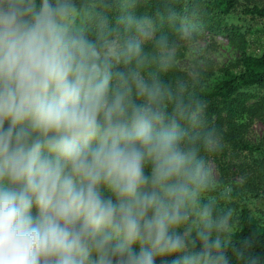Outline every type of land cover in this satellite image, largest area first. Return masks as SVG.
<instances>
[{"label":"clouds","instance_id":"9594fccd","mask_svg":"<svg viewBox=\"0 0 264 264\" xmlns=\"http://www.w3.org/2000/svg\"><path fill=\"white\" fill-rule=\"evenodd\" d=\"M202 39L193 0H0V264H264Z\"/></svg>","mask_w":264,"mask_h":264},{"label":"trees","instance_id":"16d2710c","mask_svg":"<svg viewBox=\"0 0 264 264\" xmlns=\"http://www.w3.org/2000/svg\"><path fill=\"white\" fill-rule=\"evenodd\" d=\"M250 1L193 0L202 28L224 37L238 52L235 60L210 72L205 93L211 103V118L223 128L229 141L220 169L226 177H235V172L242 170L252 173L255 179L247 191L258 197L264 193V144L247 142L246 128L248 119L264 108V6H246ZM240 7L251 22L243 30L232 22ZM252 99L257 100L248 105Z\"/></svg>","mask_w":264,"mask_h":264},{"label":"rangeland","instance_id":"374dc122","mask_svg":"<svg viewBox=\"0 0 264 264\" xmlns=\"http://www.w3.org/2000/svg\"><path fill=\"white\" fill-rule=\"evenodd\" d=\"M246 6H253L257 4L260 7L264 6V0H252L248 3H245ZM243 7L234 14L232 18V22L243 29L248 27L251 24L249 17L244 16L242 13ZM203 31V39L202 46L206 48L209 53L211 60V71L216 72L224 65H226L231 60H235L238 57V52L229 46L228 42L224 37H220L217 35H213L208 33L206 30L202 28ZM210 71V72H211ZM257 99H252L248 105H251L256 102ZM246 141L251 145L258 146L264 144V108L261 109L258 114L251 119H248V125L246 128ZM237 166L240 165L238 161H233ZM240 171L235 172L236 176H239ZM232 175V173H231ZM234 176L232 178H235Z\"/></svg>","mask_w":264,"mask_h":264}]
</instances>
